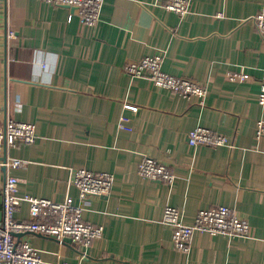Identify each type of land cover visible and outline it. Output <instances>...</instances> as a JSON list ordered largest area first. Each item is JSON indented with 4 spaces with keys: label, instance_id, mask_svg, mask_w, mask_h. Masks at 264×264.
I'll return each instance as SVG.
<instances>
[{
    "label": "crops",
    "instance_id": "obj_1",
    "mask_svg": "<svg viewBox=\"0 0 264 264\" xmlns=\"http://www.w3.org/2000/svg\"><path fill=\"white\" fill-rule=\"evenodd\" d=\"M165 1L104 0L99 22L88 26L71 6L0 0V124L26 119L38 133L34 143L0 146V159L26 161L0 164V219L7 173L20 178L21 192L76 202L72 170L114 174L111 192L88 198L82 214L105 226L87 257L72 242L15 234L40 250L42 264H264V135L256 134L264 41L255 20L264 0H189L185 15ZM160 49L163 70L205 83L204 99L125 70ZM230 70L250 77L231 80ZM199 124L234 145L193 146L188 134ZM145 155L170 166L174 181L142 176ZM167 204L190 223L200 209L229 205L249 220V235L197 229L190 251H179L163 221ZM29 216L24 202L16 218Z\"/></svg>",
    "mask_w": 264,
    "mask_h": 264
},
{
    "label": "built area",
    "instance_id": "obj_2",
    "mask_svg": "<svg viewBox=\"0 0 264 264\" xmlns=\"http://www.w3.org/2000/svg\"><path fill=\"white\" fill-rule=\"evenodd\" d=\"M53 5H65L75 8L83 24L96 25L100 20V13L104 0H42ZM165 8L185 15L190 10L189 0H166ZM219 15H222L220 13ZM73 15H70V20ZM256 25L264 41V8L255 17ZM14 31L9 32L13 36ZM166 56L165 50H157L138 60L125 65V70L132 76L150 79L155 85L170 89L184 96L197 95L204 99L208 94V87L198 80L171 74L163 70L162 63ZM260 88L258 102L264 105V62L259 67ZM227 76L231 80H246L250 77L245 70H230ZM132 109L136 106L128 105ZM256 134L264 135V120H258ZM38 138L37 125L26 119L7 117L0 124V146L7 149L17 147L19 143L31 144ZM188 139L193 146L220 145L233 146V141L225 134L207 126L197 125L189 131ZM25 160L5 156L0 159L6 169L23 166ZM138 172L152 179H163L173 182L176 175L174 170L165 163L150 155H145L138 164ZM70 185L79 191L80 202L68 195L64 200L56 201L50 198L39 197L28 192H21L20 178L7 173L3 190V216L0 219V264H42L41 252L28 240L18 241L16 233H42L56 238L60 243L69 237L72 244L87 257V249L93 241L100 238L105 226L93 224L82 218L88 198L107 195L111 192L114 174L105 171L96 173L88 168L81 167L72 170ZM27 202L30 208L28 220L16 218V212L22 204ZM163 221L172 227V239L175 247L182 252L191 249L194 232L199 229L212 235L247 236L251 225L247 218L235 212L234 208L220 204L209 209H200L193 222L184 220V211L174 205L167 204L163 212ZM58 264H76L60 261Z\"/></svg>",
    "mask_w": 264,
    "mask_h": 264
},
{
    "label": "water",
    "instance_id": "obj_3",
    "mask_svg": "<svg viewBox=\"0 0 264 264\" xmlns=\"http://www.w3.org/2000/svg\"><path fill=\"white\" fill-rule=\"evenodd\" d=\"M71 241H72V239L69 238V237H67V238L64 239V242H71Z\"/></svg>",
    "mask_w": 264,
    "mask_h": 264
}]
</instances>
